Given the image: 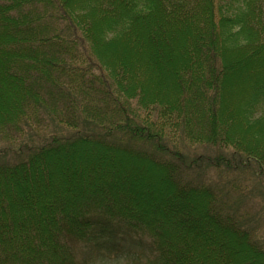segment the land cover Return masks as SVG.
I'll return each mask as SVG.
<instances>
[{"label":"trees","instance_id":"obj_1","mask_svg":"<svg viewBox=\"0 0 264 264\" xmlns=\"http://www.w3.org/2000/svg\"><path fill=\"white\" fill-rule=\"evenodd\" d=\"M250 47H264V0H0V264L124 251L128 264H222L229 237L240 264H264V236L212 176L241 168L264 187V74L237 115L225 104V49ZM132 49L137 65L121 56ZM124 162L167 184L137 201ZM53 164L66 186L51 188Z\"/></svg>","mask_w":264,"mask_h":264},{"label":"rangeland","instance_id":"obj_2","mask_svg":"<svg viewBox=\"0 0 264 264\" xmlns=\"http://www.w3.org/2000/svg\"><path fill=\"white\" fill-rule=\"evenodd\" d=\"M123 48L124 46L119 47V49L121 50ZM116 49H118L117 46ZM225 50H227L225 52V60L227 62L230 61V63L233 64L232 69L234 68V71H232V74L229 75L227 79L228 87L226 89L225 94V104H227V110L230 115H237L239 112L240 104L243 102L244 99L249 97L248 95L251 89V82L257 76L264 74V47H258L256 52H254L255 54L251 53L253 50H255V48L251 49V47L246 50H239L233 48ZM132 51V54H129V52L122 51L121 56L126 58L129 63L133 62L132 65H137L136 62L139 60V55H137V53L133 49ZM109 53L111 55L115 52L112 53V51L109 50ZM158 85H155L154 82H151L149 84V87L153 91H157ZM158 95L161 96L160 93ZM2 101L4 100H1L0 104L3 103ZM38 132L39 134L43 133L42 131ZM28 138L29 137L27 132V135L24 137V140L26 141L28 140ZM19 142L20 138L16 136L13 140V143L11 144L18 145ZM3 143H5L4 140H2V143L0 142V144ZM9 143L10 142H8L7 145H9ZM187 144L190 145V149L187 148V152L192 153L196 156L207 155L211 150L210 146L208 145L194 143L195 145L193 144V146L191 145L192 143ZM118 164L119 165H116L118 172H122L123 170H125L124 173L128 174L129 177L131 176L133 178L131 180L137 181L142 178V187L144 188L140 186L141 188H138V190L136 191L135 198L137 199V201L143 200L144 202H147L149 196H153L156 190L163 189L164 186L167 184L164 176H162V174L158 172H154L152 170L149 171L145 168L138 169L135 165L131 166V163L124 162ZM52 170L54 172V182L51 185V188L58 187L59 185L66 186L65 174L67 172L65 170L57 171L55 164H53ZM212 174L214 179L219 180L221 184L224 183L226 185L227 189L230 190L232 193L230 194L232 195V199H236L239 201V206L241 207L240 211L244 213L245 216L251 217L252 222L258 227V230L264 236V198L259 196L262 194L261 191L262 189H264V187L261 185L260 179L255 175V173L250 170H242L241 168H236L235 170H232L224 167V165H221L218 170L213 169ZM235 184L236 188H234ZM76 187L77 184L72 182L71 188L75 189ZM200 240L201 239L197 240L196 242L201 243ZM220 243L222 244V248L225 253H220L219 255H217V258H222L225 254H230L231 256V261H228L227 263L221 261L223 262L222 264H240L239 261L241 260V257L244 256V252L246 251L244 246H240V241L229 237V240L227 239ZM178 244L183 245L182 243ZM238 245L240 248H238ZM197 249L201 256H204L209 259H214L212 257L213 252L211 250L203 251V249H201V246H198ZM237 249L240 250L238 251ZM83 251L84 250L82 248H78L76 250L78 258L82 257V254H84ZM236 251H238V254H234V252ZM117 254L118 257L107 255L106 259L98 261V264H128L131 261V254L129 252H117ZM91 255L93 257L94 254L91 253ZM132 261H137V259H134Z\"/></svg>","mask_w":264,"mask_h":264}]
</instances>
